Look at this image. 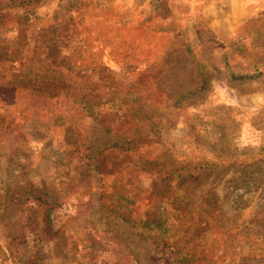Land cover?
Returning <instances> with one entry per match:
<instances>
[{
    "label": "rangeland",
    "instance_id": "1",
    "mask_svg": "<svg viewBox=\"0 0 264 264\" xmlns=\"http://www.w3.org/2000/svg\"><path fill=\"white\" fill-rule=\"evenodd\" d=\"M250 4L258 9L251 18L264 17V0ZM251 18L246 0H0V264H122L116 255L128 251L110 234L127 241L139 264H180L189 246L171 225L159 239L123 219L113 174L92 166L112 141L94 130L92 117L77 109L55 118L28 98L33 81L22 72L46 43L50 59L95 79L103 72L118 87L195 88L199 98L164 127L161 141L178 165L223 164L201 166L210 172L205 184L191 181L184 194L196 200L208 187L217 195L220 216L206 241L214 264H232L233 251H249L236 264H264V256L249 257L264 252V49L246 37ZM93 54L99 64L79 65ZM130 175L140 197L131 216L142 207L157 216L152 172L132 167ZM163 202L170 224L178 223L170 215H187Z\"/></svg>",
    "mask_w": 264,
    "mask_h": 264
},
{
    "label": "trees",
    "instance_id": "2",
    "mask_svg": "<svg viewBox=\"0 0 264 264\" xmlns=\"http://www.w3.org/2000/svg\"><path fill=\"white\" fill-rule=\"evenodd\" d=\"M242 27L246 29V37H250L251 42L258 41L257 44H253L254 47L264 49V17L248 19ZM46 44L38 47V51L44 50L39 54L41 58H38L37 61H33L32 58V67L24 70L23 76L20 75L27 76L28 83L33 81L30 85L28 98L32 97L41 111H46L51 116L55 115V118L62 119L65 114L77 109H81L92 117L94 130L104 132L112 139L100 149L92 166H95L94 169H102L106 173L113 174L112 182L116 202L120 204V208L125 209V213H128L126 216L122 215L123 219L131 222L137 232L144 231L149 237H154V233L157 232L161 236L159 239L164 238L165 233L168 232V225H171L174 234L177 237L180 236L177 242L185 239V242L189 244L186 251L179 257L180 264H205L206 262L214 264L218 257L209 251V244L206 241L208 237H211L213 232H211V228L216 217L220 216L215 213L217 195L208 187L200 189L201 193L196 200L188 201L190 197L184 196V194L185 187H189L191 181L195 186L205 184L203 181L210 172H200L201 166L205 170L211 165L222 166L223 164L207 158L198 162V170L196 169L197 165L191 163L181 166L180 162L178 165L177 156L168 150L161 141L164 127L168 124H175L174 117L187 110L192 105L191 102L199 98L195 88L189 87L170 93L164 92L160 88L151 89L145 84L128 88L118 87L113 83V78L105 77L103 72H100L98 78L95 79L89 73L76 69L74 63L66 66L62 61L50 59L45 52ZM129 51H133V48H130ZM88 58L84 57L78 61L79 65L81 63L87 65L84 69L91 68L101 62L95 54ZM259 62H256L258 66ZM260 64L264 67V61H261ZM44 81H49L53 86L49 87ZM65 134L68 138L72 137L73 145H76V134H73L72 129L68 126L65 129ZM221 160L223 159L220 158ZM236 161L237 159L230 161L228 166L233 165ZM190 165L194 167L191 168ZM132 167H140L152 172L154 181L152 190L156 197L160 196L157 216H151L148 213V208L145 207L141 208L142 213H139L137 217L131 216L133 208L138 206L136 201L140 199L139 191L132 192L135 190L133 187H138V184L131 179ZM246 179L250 184L254 181L253 176ZM158 183L159 185L161 183L159 188ZM127 184L130 185L129 189H127ZM164 196L168 198L169 205L174 206L175 204L171 209L188 210L184 217L170 215V218L174 221L178 220V223L170 224V221H166L167 202L161 204ZM45 213L46 219H49L50 208L46 209ZM109 239L117 246L127 249L129 255L127 258H122L121 254L116 255L122 264H139L137 255H134L135 253L130 249L125 239L116 234H110ZM248 252L233 251L229 261L236 264L247 256ZM222 256L225 258L224 255ZM258 256H264V252L255 251L249 257ZM225 259L227 260V258Z\"/></svg>",
    "mask_w": 264,
    "mask_h": 264
},
{
    "label": "crops",
    "instance_id": "3",
    "mask_svg": "<svg viewBox=\"0 0 264 264\" xmlns=\"http://www.w3.org/2000/svg\"><path fill=\"white\" fill-rule=\"evenodd\" d=\"M250 2H252V0L251 1L246 0V18H248V17L251 18V16L254 15L253 11H255V13H256L257 12L256 10H258L255 8L256 5L250 4Z\"/></svg>",
    "mask_w": 264,
    "mask_h": 264
}]
</instances>
